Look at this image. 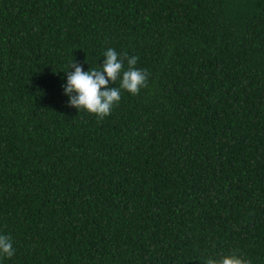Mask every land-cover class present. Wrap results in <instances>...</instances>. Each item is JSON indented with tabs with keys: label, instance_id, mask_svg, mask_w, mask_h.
I'll use <instances>...</instances> for the list:
<instances>
[{
	"label": "trees",
	"instance_id": "obj_1",
	"mask_svg": "<svg viewBox=\"0 0 264 264\" xmlns=\"http://www.w3.org/2000/svg\"><path fill=\"white\" fill-rule=\"evenodd\" d=\"M108 48L149 76L98 120L63 85ZM0 235V264H264V0H0Z\"/></svg>",
	"mask_w": 264,
	"mask_h": 264
},
{
	"label": "clouds",
	"instance_id": "obj_2",
	"mask_svg": "<svg viewBox=\"0 0 264 264\" xmlns=\"http://www.w3.org/2000/svg\"><path fill=\"white\" fill-rule=\"evenodd\" d=\"M103 56V65L91 67L87 72L83 70L82 65L72 60L70 70L66 73L67 82L63 85L64 94L69 100L68 106L94 114L98 120L109 116L113 107L119 104L121 90L135 96L147 86L149 76L147 71L136 67L139 59L137 56H128L127 53L121 55L112 48H108ZM118 80L119 87H110V84H115ZM0 254L9 259L15 256L11 236L0 235ZM204 264H250V262L238 251H233L219 260L208 258Z\"/></svg>",
	"mask_w": 264,
	"mask_h": 264
}]
</instances>
